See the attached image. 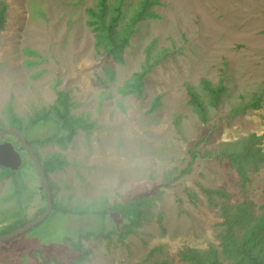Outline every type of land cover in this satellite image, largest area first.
I'll return each mask as SVG.
<instances>
[{"label": "rangeland", "instance_id": "rangeland-1", "mask_svg": "<svg viewBox=\"0 0 264 264\" xmlns=\"http://www.w3.org/2000/svg\"><path fill=\"white\" fill-rule=\"evenodd\" d=\"M98 1L0 0L7 6L0 29V128L11 127V114L26 125L54 103L57 91L69 94L70 113L95 129L77 131L65 146L33 147L42 158L65 161L49 180L54 201L72 210L154 195L167 175L172 181L191 163L135 234L122 242H84L91 251L84 264H184L178 254L186 248L218 249L222 206L250 200L260 213L264 204V166L242 186L220 153L252 134L264 136V0H156L155 16L139 24L119 61L94 47L86 10ZM121 1L124 24L138 0ZM145 69L141 95L125 94L126 83ZM204 80L223 88L216 107L209 105ZM191 92L208 106L206 123ZM256 97L258 107L248 106ZM55 128L49 121L22 135L45 138ZM4 141L22 151L12 135L0 137ZM259 147L264 151V137ZM22 154L21 197L11 178L0 179V235L9 222L16 229L17 219L33 220L46 205L36 169ZM216 189L228 198L205 193ZM110 226L96 215L52 210L22 235L0 242V264H68L67 238Z\"/></svg>", "mask_w": 264, "mask_h": 264}, {"label": "trees", "instance_id": "trees-1", "mask_svg": "<svg viewBox=\"0 0 264 264\" xmlns=\"http://www.w3.org/2000/svg\"><path fill=\"white\" fill-rule=\"evenodd\" d=\"M155 1L138 0L129 19L124 24L121 23L124 15V5H122L121 0H99L96 5L87 8L88 20L86 24L91 27L94 33V47L96 51L103 52L107 56L114 57L119 61L124 48L128 45L131 37L138 31L139 24L155 16L152 10ZM6 15L7 6L5 3H2L0 4V29L3 28L6 22ZM146 72L147 69L143 73L135 74L133 81L126 83L128 89H125L124 93H132L139 97L142 89V77L146 75ZM201 85L203 90L207 91L210 95L209 105L216 107L223 88H212V83L207 80L202 81ZM190 96L191 103H193L195 109L201 115L202 123H204L206 121L204 114H206L208 106L203 101H200L196 93L191 92ZM259 104L260 98L256 97L248 106L258 107ZM10 118H12L10 126L15 127L21 134L27 133L29 129L40 124L54 121L56 125L55 133L45 138L27 140L29 146L34 150V144L43 146L55 142L61 146H65V144L72 141L77 131L82 130L85 133H91L95 129V125L83 116H74L70 113L69 94L64 91H57L54 103L33 115L26 125H23L22 121L13 114L10 115ZM263 137L252 134L247 138L240 139L238 143L228 144L227 150L220 151L229 160L230 166L235 169L242 186L249 182L248 174L250 172L257 173L264 166V151L259 147ZM35 152L48 178L50 173L61 170L66 164L59 155H49L42 158L36 150ZM191 158L192 160L196 159V153H191ZM190 165L191 163L186 169L180 171L178 177H182L188 173ZM0 169V179L11 178L17 188L16 194L21 197L19 186H23V182L20 176V169L17 171L5 168ZM174 180L171 181V178L167 175L163 180V182L167 183H163V186L154 195L142 196L125 202H117L85 210L64 208L63 206H59L53 198L52 210L78 216L96 215L102 220L108 219L111 225L109 230H88L83 232L76 240L67 238V250L72 254V259L68 264H84L89 260L91 251L84 246V242L105 240L107 243H110L113 237L122 242L130 235L135 234L142 221L152 214L151 208L157 204L162 193L167 190L168 185ZM40 190L45 200L42 185H40ZM205 193L209 195L215 194L222 199L228 198L227 193L222 189L205 190ZM45 207L46 205L41 208L39 214L43 212ZM257 208L250 200H245L236 205L222 206L219 211V217L222 221L217 224L219 227H223L217 236L219 240L218 249L220 248L221 250L218 251L214 245H210L208 250L186 248L178 254L181 262H185L184 264H224L223 261H227L229 264H264V204L259 207L260 213L256 211ZM14 216L17 218V215ZM26 222L28 221L17 219L16 224L19 225L16 228L24 225ZM5 226L8 227L9 231L15 229H11L10 222ZM43 261L45 263L64 264L56 259ZM155 264H167V261Z\"/></svg>", "mask_w": 264, "mask_h": 264}, {"label": "water", "instance_id": "water-1", "mask_svg": "<svg viewBox=\"0 0 264 264\" xmlns=\"http://www.w3.org/2000/svg\"><path fill=\"white\" fill-rule=\"evenodd\" d=\"M9 134L13 135V137L20 144L24 153H26V155L32 161L41 181L42 189L46 200V207L43 212H41V214L33 220L26 222L24 225L16 228L15 230L0 235V242L16 238L28 231L29 229L33 228L34 226L42 222L45 218H47L53 207V192L50 187V181L42 168L41 161L38 155L36 154L35 150L31 146H29L27 140L15 127L0 128V137ZM22 161V151H18L11 142L5 141L0 143L1 168L9 169L11 171H17L21 167Z\"/></svg>", "mask_w": 264, "mask_h": 264}, {"label": "crops", "instance_id": "crops-1", "mask_svg": "<svg viewBox=\"0 0 264 264\" xmlns=\"http://www.w3.org/2000/svg\"><path fill=\"white\" fill-rule=\"evenodd\" d=\"M40 264H51V263H45L44 261L42 262V263H40Z\"/></svg>", "mask_w": 264, "mask_h": 264}, {"label": "flooded vegetation", "instance_id": "flooded-vegetation-1", "mask_svg": "<svg viewBox=\"0 0 264 264\" xmlns=\"http://www.w3.org/2000/svg\"><path fill=\"white\" fill-rule=\"evenodd\" d=\"M8 128V127H7ZM9 135H11V134H9ZM13 136V135H12ZM5 142V141H4ZM0 143H2V142H0ZM13 144V143H12ZM14 145V144H13ZM15 146V145H14ZM23 151V150H22Z\"/></svg>", "mask_w": 264, "mask_h": 264}]
</instances>
